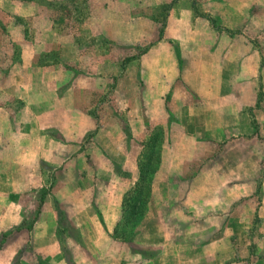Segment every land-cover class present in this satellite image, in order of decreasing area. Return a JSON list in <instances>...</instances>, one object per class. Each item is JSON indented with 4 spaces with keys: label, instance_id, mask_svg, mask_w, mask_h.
<instances>
[{
    "label": "crops",
    "instance_id": "0c3cea01",
    "mask_svg": "<svg viewBox=\"0 0 264 264\" xmlns=\"http://www.w3.org/2000/svg\"><path fill=\"white\" fill-rule=\"evenodd\" d=\"M3 1L0 264H264V0L227 1L215 26L173 7L115 78L81 72L72 35L33 38L30 5ZM157 129L152 203L124 241Z\"/></svg>",
    "mask_w": 264,
    "mask_h": 264
},
{
    "label": "rangeland",
    "instance_id": "374dc122",
    "mask_svg": "<svg viewBox=\"0 0 264 264\" xmlns=\"http://www.w3.org/2000/svg\"><path fill=\"white\" fill-rule=\"evenodd\" d=\"M227 1L231 0H16V3L19 7L30 5L27 8L32 9L26 16V23L33 38L50 27L55 32L72 35L70 38L76 45L73 66L91 75L110 72L115 78L122 64L145 52L154 39L161 36L173 7L179 9L178 17L185 23L192 18L200 21L206 16L215 26V14L212 13L225 7ZM3 2L0 0V4ZM7 14L10 12L0 5V30L2 22L8 19ZM17 17L23 18L21 15ZM3 32L2 28L0 34ZM175 49L179 51L177 43ZM179 65L182 68L181 61ZM141 156L145 157V154ZM150 165L158 166L155 162ZM151 203L152 192L141 201L140 209L135 208L132 213L128 211V223L119 226V232L124 233L118 236L124 241L133 239ZM259 236L258 231L250 233L251 241Z\"/></svg>",
    "mask_w": 264,
    "mask_h": 264
},
{
    "label": "trees",
    "instance_id": "16d2710c",
    "mask_svg": "<svg viewBox=\"0 0 264 264\" xmlns=\"http://www.w3.org/2000/svg\"><path fill=\"white\" fill-rule=\"evenodd\" d=\"M160 138H161L160 131L157 129L149 135V137L144 143L143 154H145V157L143 156L139 157L138 179L135 185L129 191H127L123 197L121 216L114 228L115 236H118V234L124 233V231L119 232V226L127 225L128 220H129L128 211L132 213L134 212L133 210L135 208H137L136 210L140 209L141 201L146 196H149L151 193V184L153 181V176H154V173L158 171V166L153 167L150 164H152V162H155L158 165L159 163L158 144H159ZM118 237L122 239V236H118Z\"/></svg>",
    "mask_w": 264,
    "mask_h": 264
}]
</instances>
